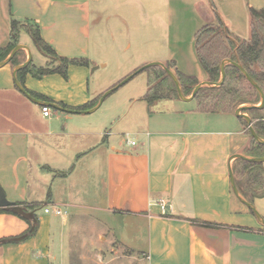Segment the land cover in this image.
Segmentation results:
<instances>
[{"label":"crops","instance_id":"0c3cea01","mask_svg":"<svg viewBox=\"0 0 264 264\" xmlns=\"http://www.w3.org/2000/svg\"><path fill=\"white\" fill-rule=\"evenodd\" d=\"M171 2L176 17L167 23L166 34H144L136 28L133 42L146 46L145 51L141 48L140 63L174 61L180 71L206 81L197 31L223 16L231 19L222 20L234 36L251 35L249 1L250 33L232 12L216 9L217 20L189 0ZM159 5L158 0H0V46L12 42V21L17 20V45L30 49L37 68L54 70L60 60L38 48L31 26L38 28L57 57L88 63L70 64L67 77L57 70L43 76L28 72L20 82L41 103L18 88L17 65L10 62L0 68V183L11 201L30 207L46 198L40 204L51 208L50 213L36 214L38 228L28 238L2 242L28 232L29 223L0 206V264H71L73 244L85 249L81 264L125 257L133 264H264V225L231 182L233 169L241 194L258 209L256 201H264V196L249 200L240 183L243 158H234L254 156L249 124L236 110L205 112L197 102L192 111L203 115H189L178 103L195 99L149 104L142 98L148 85L145 92L117 99L100 113L106 99L91 113L61 109L84 106L120 82L91 89L92 75L108 65L105 60H88L92 39L105 42L100 28L104 21L116 42L118 24L130 31L128 18L139 15V10L141 20L157 25L154 10ZM26 47L18 51L19 64L29 57ZM146 78L148 83V74ZM162 101H172L178 108L160 110ZM45 104L50 105L51 116L43 114ZM34 163L49 165L50 172L33 177ZM55 207L64 213L57 215Z\"/></svg>","mask_w":264,"mask_h":264},{"label":"trees","instance_id":"16d2710c","mask_svg":"<svg viewBox=\"0 0 264 264\" xmlns=\"http://www.w3.org/2000/svg\"><path fill=\"white\" fill-rule=\"evenodd\" d=\"M251 15V35L248 39H242L234 36L226 27L221 17H218V23H209L202 26L196 33V46L198 48V56L208 74V80L218 82L222 77L221 64L225 58L240 62L248 73L257 81L264 90V7H250ZM19 27V21H12L14 37L12 42L7 46H0V61L6 59L13 48L17 45L15 33ZM31 33L38 48L47 55H55L60 60V64L56 69L37 68L33 61L25 68L18 72L21 82L24 81L25 75L33 71L36 76H43L49 71H60L65 77L68 76V66L72 63H87L86 59H69L57 57L55 51L48 45L41 34L34 26H31ZM215 44L216 46L210 52H205L207 45ZM14 65L19 64L18 53L10 61ZM88 64V63H87ZM165 65L174 69L181 81L184 93L189 95L193 88L199 83V79L187 73L180 71L174 61H167ZM144 71L148 74V90L142 97L149 104H153L161 99H172L179 96L176 84L166 69L156 65L146 67ZM226 79L220 86H204L197 93L195 99L199 104V108L205 112H232L239 103H247L258 105L261 101V95L258 89L251 84L241 69L235 64L226 65ZM117 84V83H116ZM115 84V85H116ZM26 91L34 96L36 94L27 89ZM177 91V94H176ZM175 95V96H174ZM177 95V96H176ZM102 95L94 99L92 102L76 107V110L89 109L95 106ZM246 112L255 120L254 128L258 135L264 138V106L252 107L246 109ZM246 121L245 119H243ZM247 123V122H246ZM249 133L250 129H249ZM250 152L254 156H264V144L259 143L254 137L252 138V147ZM242 179L240 183L246 188L249 200L255 197L264 196V168L262 163L252 162L241 159ZM42 204H34L27 209H36ZM20 216V215H19ZM37 216V215H36ZM21 217V216H20ZM23 218V217H22ZM26 220V219H25ZM30 230L33 222L27 220ZM38 228V221L36 223ZM37 230V229H36ZM33 234V233H31Z\"/></svg>","mask_w":264,"mask_h":264},{"label":"rangeland","instance_id":"374dc122","mask_svg":"<svg viewBox=\"0 0 264 264\" xmlns=\"http://www.w3.org/2000/svg\"><path fill=\"white\" fill-rule=\"evenodd\" d=\"M158 1L160 2L159 8L156 7V9L154 10V13H155L154 19H156L157 25L156 24L154 26L150 24L148 25L146 22V19L141 20L142 16L140 14H142L143 11H140V10L138 11L139 15H132L130 18H128L129 23H131V25L134 22L139 21V25L131 26L129 24L130 31L127 30L124 24H121L120 22H118L119 19L113 18V21L118 20L117 22L120 23V25L118 24L115 30L116 31L115 35L116 37H118V40H116V42H113V39H112L113 33H112V30L109 29V27L107 26V23L104 21V23L101 25L100 28L103 32V37L105 39V42L98 41L97 37H94V39H92L93 43H91V46L93 50L91 51V54L93 55L88 60L90 62H93V61L99 62L100 60H105L106 62H108V65L106 66V68H100L95 74L92 75V78L90 80L92 91L98 90L97 88L100 83L113 84L114 82L118 80L122 81L127 76L141 69V67H143L144 65L151 63V62H147L146 64L140 63L142 60V58H140L141 48L143 51H145L146 46L144 43H137V41L133 42V40L136 39V36L134 35L136 28H139V27L141 28V30L139 31L140 33L144 31V34H149L150 32L151 33L153 32L156 36H159L160 34L164 35L167 32V27H168L167 23L172 22L173 19L175 20V17H176L175 9L173 8L171 4H169V2L173 0H158ZM189 1L193 3L195 8H201L202 10L201 9L200 10L203 11L204 14L209 15V11H210L213 14V18H214L216 9L218 8L222 10L225 14H229V12H232L235 16L234 20L238 21V24L240 25L241 28H244V29L247 28L248 33H250V18L248 16L249 14L246 9L247 1H249L253 7H257V8L264 7V0H201V1L189 0ZM218 14L220 15V13ZM214 19H217V18H214ZM222 19L228 20L229 18L228 17L223 18L222 16ZM106 42L108 43V46H109L107 48L105 47ZM120 43H122L121 48H119ZM130 44H133V46L128 47ZM215 46H216L215 44L210 43L209 45H207L205 52L212 51L213 49H215L214 48ZM35 61L36 62L38 61L37 57ZM171 70L174 71V69H171ZM146 76H147L146 71L144 70L138 71L130 80H128L125 84H123L118 89H116L113 93H111L106 98L103 107L99 110L98 113H100L101 111H106V109H108V107H110V105L115 100L118 99V101L120 102L122 99L123 101H125L127 100L130 93L134 94L139 90L143 91L145 87L147 88L148 83H147ZM110 82H113V83H110ZM199 82L201 81L199 80ZM192 93L193 91L187 96H191ZM176 94H177V91H176ZM174 98L180 99L179 96L174 97ZM260 103L261 101L259 102V104ZM178 104L180 105L179 109L181 111H185L186 114L189 113V115H195V114L203 115V114H199L198 110L192 111L193 108H195L197 105L196 99L191 104L183 103V102H179ZM241 104L243 103H239V105H237L234 108V111ZM159 105H162V106H159L160 110L166 109L167 107H170V109L172 110H176V108H178L177 105L174 107V104H172V101L171 102L162 101L160 102ZM1 108L2 107L0 104V109ZM173 113L171 115H174ZM191 113H194V114H191ZM14 157L15 156H11V159H13ZM48 166L49 165L45 163L40 164V165L34 163L32 165L33 170L30 171V173L32 174L33 177H35L36 174H48L50 172L48 170ZM42 201L45 202L46 198H44ZM42 201H39V202L41 203ZM256 205L258 209L264 214V201L257 200ZM41 212H44V207L42 206L39 209L37 208L36 214L37 213L40 214ZM75 239H78V236ZM73 245L74 247L71 250L70 263L71 264H81L79 256L81 253L85 252V249L81 248L79 244H73ZM109 250L110 249L108 248V252ZM122 254H123V251L120 252V255ZM131 261H132L131 259H128L127 257H125V258H118V259H113V260L111 259L108 262H105L104 264H133ZM67 264H68V261H67Z\"/></svg>","mask_w":264,"mask_h":264},{"label":"water","instance_id":"95a60500","mask_svg":"<svg viewBox=\"0 0 264 264\" xmlns=\"http://www.w3.org/2000/svg\"><path fill=\"white\" fill-rule=\"evenodd\" d=\"M25 47L26 46L25 45H22V44L16 45L13 48V50L11 51L10 55L6 59L0 61V68L3 67V66H5L6 64L10 63L11 59L18 53V51L20 49H22V48H25ZM26 48L29 51V57H28V59L24 63L18 64L15 67V69H14V75H15V78H16V83H17L18 88L23 93H25L30 99L36 100L37 102L41 103L40 100L34 98L30 93H28L26 91V89L23 87L22 83L20 82V80L18 79V76H17L18 72L21 69L27 67L32 62V60H33L32 52L30 51V49L28 47H26ZM227 63H232V64H235L236 66H238L241 69V71L245 74V76L247 77V79L251 82V84L258 89V91H259V93L261 95V103L260 104H258V105L246 104V105L239 106L236 109V115H238L240 117H243V118H245L247 120V122L249 124V129H250V132H251L252 136L259 143H263L264 144V139L258 135V133L256 132V130H255L254 126H253V119H252V117L249 114H246L245 112H243L244 110H246L248 108H252V107H255V106H258V107H263L264 106V90L257 83V81L248 73V71L245 69V67L240 62H236V61H233L231 59H225V60H223L222 61V64H221V72H222L221 79L218 82H211L209 80L199 82L195 86V88H194L193 93L191 94V96H187L184 93V90H183L181 81L178 78V76L176 75V73H174V71H172L170 68H168L165 65V63H163V62H151V63H148L147 65H144L143 67H141V69H139L138 71L144 70L146 67H151V66H156V65H159V66L164 67L166 69V71L169 73V75L173 78V80H174V82L176 84V88H177L179 97L182 100H184V101H191V100L195 99L197 93L204 86H220V85H222L224 83V81L226 79V75H227V72H226V64ZM138 71H136L135 73L127 76L122 81H120L119 83H117L115 86H113L110 89H108L107 91H105L103 93V95L101 96V98L99 99L98 103L94 107H92V108L83 109V110H76V109H65V108H61V107H58V105H56V104H53V106L58 107V108H61V109L66 110V111H69L71 113H77V112H79V113H91V112H94V111H96L102 105V103L104 102V100L111 93H113L116 89H118L120 86H122L123 84H125L128 80H130ZM234 158H243L245 160L252 161V162H260V163H263L264 162V156L258 157V156H247L245 154H236V155H234ZM230 173H231V182H232V187L234 189V192L236 193V195L246 205H248L254 211V213L260 218L262 224L264 225V217L258 211V209L256 208V206L252 202H250L247 199H245L243 197V195L241 194L240 189H239V187L237 185V182H236V177H235V174L233 172V169L230 170ZM0 206L1 207H4L6 209L11 210L15 214L20 215L21 217H23L26 220H30V221L33 222L32 226H31V228H30V230L28 232H26V233H24V234H22L20 236H17V237L4 238L2 240V242H8V241H23L26 238H28L31 233H34L36 231V229H37L36 223L38 221V218L36 216V210L35 209H27L23 204H19L17 202H14V201L9 200L8 197H7V194H6L4 188L2 187L1 184H0Z\"/></svg>","mask_w":264,"mask_h":264},{"label":"built area","instance_id":"2783aa9c","mask_svg":"<svg viewBox=\"0 0 264 264\" xmlns=\"http://www.w3.org/2000/svg\"><path fill=\"white\" fill-rule=\"evenodd\" d=\"M42 112H43V114H44L45 116H51V115H52V109H51L50 105H48V104L43 105V106H42ZM129 142H130L131 144H133V145L136 143V141H134V140H131V141H129ZM161 202H162V204H163V208H164V207H165V206H164V203L166 202V200H165V199H162ZM43 207H44V210H45L46 213H50V212H51V208H50L49 205H44ZM53 211H54V213H56L57 215H61V214L64 213L63 209H61L60 207H55V208L53 209Z\"/></svg>","mask_w":264,"mask_h":264}]
</instances>
